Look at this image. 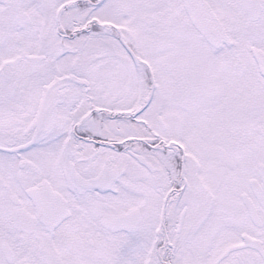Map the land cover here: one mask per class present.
I'll return each instance as SVG.
<instances>
[{
	"label": "snow or ice",
	"instance_id": "1",
	"mask_svg": "<svg viewBox=\"0 0 264 264\" xmlns=\"http://www.w3.org/2000/svg\"><path fill=\"white\" fill-rule=\"evenodd\" d=\"M0 264H264V0H0Z\"/></svg>",
	"mask_w": 264,
	"mask_h": 264
}]
</instances>
